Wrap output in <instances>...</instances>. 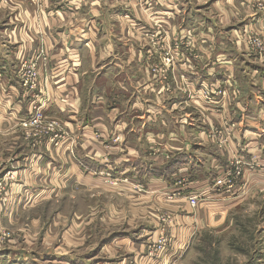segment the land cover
I'll return each instance as SVG.
<instances>
[{"label":"crops","instance_id":"obj_1","mask_svg":"<svg viewBox=\"0 0 264 264\" xmlns=\"http://www.w3.org/2000/svg\"><path fill=\"white\" fill-rule=\"evenodd\" d=\"M13 1L17 2L15 5L20 4L23 15L15 14L16 22L5 30L13 45L12 56L7 57V53L0 50L2 137L8 130L20 128L19 122L28 116L36 94L35 88L29 90L23 86L17 75L25 58L19 62L16 50L22 54L27 50L29 59L36 61L39 80L49 79L46 89L53 103L46 106V112L52 114L55 109L61 110L66 118L72 113L78 116L77 130L82 135V142L78 145V159L74 158L77 164H84L94 171L113 168L115 175L124 171L131 178H138L146 188L163 186L183 200L170 209L178 236L173 240L172 250L162 257H156L145 247L161 235L163 219L160 218L150 229L143 227L140 230L143 241L116 236L109 244H102L99 252L93 253V258H85L83 262L187 264L186 259L190 260L186 257L188 251L182 248L191 242L196 232L203 227L225 226L223 224L227 222L233 225L237 212L256 199H260L264 207V57L252 46L253 36L262 35L264 39V11L251 9L252 0ZM153 31L165 36L163 43L151 46L145 42L153 38ZM40 45L47 56L38 57L36 52ZM180 45L178 58L171 68L162 69L159 82L178 81L181 85L186 80L192 87L204 86L202 88L210 90L207 95L211 100L204 101L199 93V99L192 102L196 106L200 104L197 112L201 119L204 118V130L194 120V125L189 123L179 127L178 136L168 142L167 135L161 131L171 122L167 115L177 109L174 98L168 99L170 104L166 105L160 86L157 91L147 87L142 92L136 84L135 88L133 84L146 82L148 75L144 71L141 75L134 74L129 66L146 67L149 73V67L156 64L163 67L160 63L163 50H173ZM75 124L69 125L72 130ZM219 127L224 139L215 150L209 133L210 129ZM106 128L113 130L111 135L127 133V152L114 153L109 160L103 159L102 141L90 137L95 130ZM194 128L198 133L192 140L190 131ZM14 140L11 144L0 145V160L9 156L6 154L9 147L18 145L19 140ZM20 145L24 147L23 143ZM142 145L147 148L155 145L153 150L167 149L164 152L167 156L157 154L156 161L151 162L142 155L150 152L140 151ZM29 147L30 143L26 148ZM14 155L13 152L11 156ZM33 157L29 149L21 154L20 148L19 156L4 170L10 172L12 178L14 174L21 176ZM68 157L67 154L66 161ZM44 159L42 165H46L40 168L44 172L48 167L54 171L55 165L47 160V156ZM170 161L172 164H168ZM236 167L244 173L236 181V187L228 192L222 188L221 193L213 191L216 180ZM27 173L31 180L37 168L28 169ZM169 173L173 174L170 180L167 179ZM41 175L43 178L45 174ZM173 176L176 177L171 181ZM25 186L15 188L21 189L22 195L13 196L15 202L9 210H3V218L16 219L19 212L14 214L11 208L18 201V206L23 205L27 196L35 194L36 198L50 193L47 189L36 191L28 184ZM207 188L210 189L208 195L222 198L223 202L219 204L213 200L200 205L199 201L198 206L192 208L187 197L197 194L194 190ZM183 233L186 234L184 239ZM150 234L151 240L146 238ZM3 243L0 244V264H37L26 249L10 252L2 248ZM260 252L261 256L254 252L256 256L250 257L247 264H264V249ZM58 255L60 258L53 260H61L62 264H81L74 262L73 257ZM91 259L95 261L90 262Z\"/></svg>","mask_w":264,"mask_h":264},{"label":"rangeland","instance_id":"obj_2","mask_svg":"<svg viewBox=\"0 0 264 264\" xmlns=\"http://www.w3.org/2000/svg\"><path fill=\"white\" fill-rule=\"evenodd\" d=\"M139 1L141 2V0ZM15 3L17 2L13 0H0V50L7 53V57L12 56L13 45L10 43V38L5 30L13 26V22H16L15 14L18 17L23 15V13L20 14L22 12L20 4L15 5ZM251 3V9L264 11V2L261 0H252ZM156 28L159 26L156 25ZM153 33L154 31L151 32L153 38H148L145 42L151 46H153L152 44L163 43L165 36L163 38L162 34ZM252 46L255 47L259 55L264 57L262 35L252 37ZM180 47L181 45L179 49ZM29 53L26 50L22 54L19 49L16 50L18 61L20 62L22 57L25 58L23 62L28 67L19 71V66L17 70V75L20 77L18 78L23 86H25L27 74L29 77L34 74L31 73V68L37 74L36 94L33 97L30 112L27 117L19 122L20 128L8 130L4 137H2L4 132H0V145L2 146H5L6 142L8 144L15 142L14 139L16 138L19 140L16 147H9L6 151L9 156H4L3 160H0V241L1 243L5 242L2 248H7L10 252L24 248L37 264H62L61 260H53V258H60L58 254L73 257L72 260L76 263L89 264L82 260L93 258L95 256L93 253L99 252L98 249L102 244H109L110 239L122 235L130 237L132 241H143L144 239L140 237V230L143 227L150 229L153 227V222L158 223L161 218V220L163 219L160 227L161 235L153 239L154 241L147 243L145 247L156 257H162L166 252L171 251L174 244L173 240L175 241L178 235L174 230L177 226L175 217L170 209L183 200H179L174 193H169L170 191H167L168 189L163 186L157 189L146 188L138 178H131V176L124 174V171L122 174L115 175L113 168L94 171L85 167L84 164H77L75 159H78L77 153L80 152L78 145L82 142V135L77 130L78 116L72 113L70 118H66L61 110L55 109L52 114L46 112V106L53 103L52 97H49L46 89L49 79L45 78L43 82L39 80L36 61L33 58L29 59ZM36 53L39 54V58L47 56L46 50L41 49V45ZM161 59L160 63L163 67L157 66L155 62L154 67L148 68L149 73L146 67L143 68L136 64L129 66V70L138 75L144 71L149 77L144 83L133 84L135 88L137 86L138 90L144 92L149 87L150 91H157L160 86V89L164 91V93L162 91V95H165L166 102L164 103L166 105L170 104L168 99L174 98L173 101L177 109L171 115H167L171 122L166 124L165 129L161 131L167 135L166 141L170 142L174 136H178L179 127L182 125L189 123L194 125L196 122L200 129H205L204 118L201 119L197 112L200 104L198 103L196 106L192 102L196 98L199 99V93H201L204 101H210L211 97L210 95L206 97L210 90L202 88L204 86L192 87L191 83L186 80L182 81L181 85L178 81L174 83L163 80L161 81L163 84L159 82L162 69L173 66L170 64L165 66L167 56L163 51ZM27 87L32 90V85ZM38 89L42 91L39 92ZM219 94L223 95V92H219ZM0 115H4L1 109ZM0 121L2 120L0 119ZM73 122L76 124L72 130L69 125ZM220 129V127L210 129L209 133L211 139L214 140L212 147L215 150V146L220 147L221 141L224 139ZM182 130L184 132V129ZM112 131L109 128L95 130L94 134L90 136L92 139L102 141V148L105 152L103 159L105 160H109L114 153L127 152V133L117 134L114 132L111 135ZM197 131L196 128L191 129L190 138L192 140L197 137ZM182 132L181 134H183ZM87 135L89 136V133ZM19 143H23L24 147H21ZM29 143L30 155L31 157L35 156L24 170L23 175L14 174L15 177L12 178L11 173L5 172L4 169L12 163V159L15 160L19 156L20 148L21 154L28 151L26 146ZM166 145L168 144L166 143ZM154 147L155 145H149V148L143 145L139 146L140 151H150L142 155L147 156L151 162L156 161L154 157L157 154L163 155L167 150H159L158 148L153 150ZM167 147L171 149V146ZM13 152L15 155L11 156ZM67 154L69 157L66 161ZM15 156L17 157L15 158ZM46 156L47 160L55 165L54 171L50 167L46 172L40 168L45 167L46 164L42 165V163L45 162ZM71 161L74 162L75 166ZM168 164H172V162L170 161ZM34 167L37 168V173L30 180V174L27 173V170ZM41 174H45L43 178ZM243 174L242 172V176ZM169 175L168 180L173 174L169 173ZM67 177L69 178L67 179ZM175 177L173 176L171 181ZM26 184L30 188L37 189L36 191L47 189L50 193L47 196L39 195L36 198L35 194L27 196L23 199V205L20 206H18V201L14 208H11V212L14 214L19 212L16 214L17 218L12 219L5 216L4 219L1 215L3 210H9V206L15 202L12 199L13 196L22 195L21 189L15 190V188L26 187ZM236 185L235 181L232 187L235 188ZM209 188L194 190V193L197 194L192 196L199 198L200 205L209 204L213 200L219 204L223 202L222 198L216 199L212 198L211 194L208 195L209 191L207 190H210ZM222 189L213 191L221 193ZM18 215L20 216L19 219ZM236 216L233 225L227 222L223 224L225 226L203 227L201 231L196 232L191 242L182 248L188 251L186 257L190 260L186 259L187 264H247L250 257L256 256V254L261 256L260 250L264 249V207L260 199L246 205L243 211L237 212ZM184 235L186 236V234L183 233V239ZM146 238L151 240L152 235H147ZM179 248L177 247V249ZM92 261L95 260L91 259L90 262Z\"/></svg>","mask_w":264,"mask_h":264},{"label":"built area","instance_id":"obj_3","mask_svg":"<svg viewBox=\"0 0 264 264\" xmlns=\"http://www.w3.org/2000/svg\"><path fill=\"white\" fill-rule=\"evenodd\" d=\"M178 49H179V46H177V47L175 46V47H173V50L172 49L163 50V53H165V55L167 56L165 66H168L169 64L174 65L176 59L179 56V50ZM25 67L28 68L27 66H25V64L20 65L19 71L25 70ZM32 72L34 74H31V77H29L27 74V80H25V86L32 85L31 88H34L35 84L37 83L36 82L37 74H36L35 70H33V68H31V73ZM22 76H23V74H22ZM241 176H242V170L240 168L236 167L235 170H232L231 173H229V174L225 173L223 176H220L217 179V181L215 183V185L217 186L216 189L219 190L221 188H224L228 192L229 190H231L233 188L232 187L233 183L235 181H237ZM187 199H188V202L192 208H196L197 205L199 204V198L198 197L189 196V197H187Z\"/></svg>","mask_w":264,"mask_h":264},{"label":"bare ground","instance_id":"obj_4","mask_svg":"<svg viewBox=\"0 0 264 264\" xmlns=\"http://www.w3.org/2000/svg\"><path fill=\"white\" fill-rule=\"evenodd\" d=\"M35 88V87H34ZM34 88H32V89H34ZM206 97H208V95H206ZM233 167V166H232ZM232 172V170H230L227 174H229V173H231ZM214 187H217L216 185L214 186ZM198 206V205H197Z\"/></svg>","mask_w":264,"mask_h":264}]
</instances>
